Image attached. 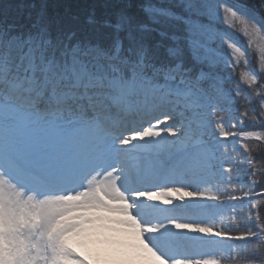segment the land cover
Here are the masks:
<instances>
[{
	"label": "snow or ice",
	"instance_id": "6c2138e0",
	"mask_svg": "<svg viewBox=\"0 0 264 264\" xmlns=\"http://www.w3.org/2000/svg\"><path fill=\"white\" fill-rule=\"evenodd\" d=\"M262 81L264 0H0V264H264Z\"/></svg>",
	"mask_w": 264,
	"mask_h": 264
},
{
	"label": "trees",
	"instance_id": "16d2710c",
	"mask_svg": "<svg viewBox=\"0 0 264 264\" xmlns=\"http://www.w3.org/2000/svg\"><path fill=\"white\" fill-rule=\"evenodd\" d=\"M14 2H18V0H14ZM262 83H264V81H262ZM229 87L232 88V89H236L237 87H240L241 89H245V90L247 89V86H246V85H244V84H240V83L238 82V75H234V76H233L232 81L229 83ZM238 106H239V108H240L241 111L244 110L243 105L238 104ZM249 122H251V121H249ZM251 146H252V145L250 144V147H251ZM255 155H256L257 160L259 161V160H260V157H261L262 155H264V145H261V146L257 149V152L255 153ZM258 166H259V165H258ZM261 187H264V180L261 181ZM261 187H257V188L255 189V191H256V192H260V191H261ZM261 199H264V198H261ZM262 212H264V207H262Z\"/></svg>",
	"mask_w": 264,
	"mask_h": 264
},
{
	"label": "rangeland",
	"instance_id": "374dc122",
	"mask_svg": "<svg viewBox=\"0 0 264 264\" xmlns=\"http://www.w3.org/2000/svg\"><path fill=\"white\" fill-rule=\"evenodd\" d=\"M256 1H259V4H257V2ZM247 2L249 3V4H251V5H255V6H257V7H259L260 5H261V1L260 0H247ZM240 98L239 97H237V100H239ZM254 102H257V101H254ZM258 103V102H257ZM235 107H237V105H235ZM241 151H242V149H241ZM247 189H245V191H246Z\"/></svg>",
	"mask_w": 264,
	"mask_h": 264
}]
</instances>
